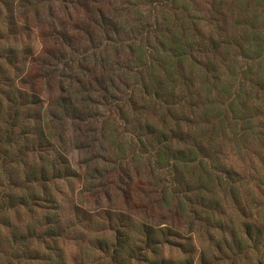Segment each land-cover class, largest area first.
<instances>
[{
	"label": "rangeland",
	"instance_id": "rangeland-1",
	"mask_svg": "<svg viewBox=\"0 0 264 264\" xmlns=\"http://www.w3.org/2000/svg\"><path fill=\"white\" fill-rule=\"evenodd\" d=\"M6 1L0 0V57H5L0 65L8 66L11 46L20 58L30 53L32 70L43 76L46 132L55 144L46 152L53 161L62 157L72 173L50 183L47 192L41 186L12 188L19 196L37 194L26 206L0 215V264H48L57 254L65 264H146L155 256L145 245V225L181 231V239L169 243L156 235V258L173 264H264V0H166V6L161 0H30L16 9L17 20L30 31L19 26L10 37ZM152 24L160 27L167 48L174 42L186 55L175 62L183 64H175L177 97L162 91V104L151 100L139 117L156 123L167 117L172 128L177 121L184 131L194 121L191 133L202 137L207 156L198 178L206 182L204 198L216 208L196 197L201 187L192 179L196 164L181 166L182 172L162 170L150 160L153 148L143 145L116 111L130 97L139 59L126 34L135 29L138 44L142 27ZM145 64L151 66V59ZM158 75L165 80L164 72ZM124 111L138 116L131 106ZM146 130L138 132L145 137ZM27 133L37 140L33 131ZM177 148L186 152L188 144ZM0 167L4 195L10 175L3 174L2 162ZM23 168L10 167L17 187L25 185ZM178 188L189 199L178 197ZM47 197L55 201L48 203ZM47 217L61 236L57 243L33 241L29 250L15 246L12 233L46 229ZM118 231L132 242L119 259L114 256ZM233 238L241 249L217 248Z\"/></svg>",
	"mask_w": 264,
	"mask_h": 264
},
{
	"label": "trees",
	"instance_id": "trees-1",
	"mask_svg": "<svg viewBox=\"0 0 264 264\" xmlns=\"http://www.w3.org/2000/svg\"><path fill=\"white\" fill-rule=\"evenodd\" d=\"M25 2H30V0H19L17 6L25 7ZM160 2L162 5L166 6V0H161ZM5 4L10 8L8 13L9 22H7L9 37L14 34L15 29L19 26L30 31V28L26 26L25 23H20L19 20H17V6L14 7V3L11 4L7 1ZM150 28H153V31H150ZM159 28L157 24L153 26H143L142 32L140 31L142 39L138 44L137 40L133 39L135 29H132L126 34L129 36V43L136 46V55H139V59L134 62L137 66L136 70H133L134 77L131 78L133 82L129 87L130 97L125 102L127 104L123 103L122 105L115 106L116 111L120 116H124L123 119L127 126L130 125L137 130L136 136L138 140L148 148H153L154 151L152 150L149 152L150 160L160 165L162 170L174 168L180 169L181 171V166L188 168L190 165L196 164L198 169L196 168L195 174L192 175V179L199 180L198 173L201 171V168L206 167L204 158L202 157L207 156L204 155L202 137L197 134V132L191 133L193 125L195 124L194 121H186L192 126L189 130L184 131L177 121L175 122L174 128H172L171 122L167 120V117L161 118L158 123H156L157 121L155 120L151 121V119H145V122H142L139 117L140 112L148 108L151 100L159 102L160 99H166L162 91L170 90L171 96H169V99L177 97L175 92L177 90L176 83L179 82V73L177 71L179 66L176 65L181 64L180 66H182L183 64L175 62H182L186 54L183 55L181 50L177 49L176 43L174 42L167 48V45L162 42L163 36L160 37L161 31L158 32ZM115 29L118 31L117 28ZM149 34H151L150 37ZM169 34L172 36V32H169ZM154 43L156 46H153ZM31 44L32 38L29 36L27 44L29 49L33 48ZM163 48L165 49V53L162 51ZM5 56V62L8 66L5 67L0 65V162H2V171H5H3V174L5 173L7 176L10 175L8 178L11 188L6 194H0V215L7 214L18 206H26V201L37 194L34 191V195L29 193L27 196H19L11 191L12 188H20L22 191H28L31 189L34 190L35 186H41L46 189L50 183L58 179L69 177L72 173L69 172V166L65 167L68 163L62 157L57 158V161H53L46 152L48 148L54 147L55 144L50 140L46 132L50 124L46 121L45 101L42 97V92L44 91H42L39 86L43 76L36 75V72L32 70L31 60H29L30 53H25V57L22 56V58H20V54L17 52L15 46H11V48L9 47L7 49ZM3 57L4 55L1 56L0 59H3ZM148 59H151V66L145 64V61ZM160 71L164 72L166 75L165 80L159 77L158 73ZM139 99L143 102V106L141 105L140 109H138ZM163 103L168 104L165 101ZM127 106H131L133 114H137L138 116H129L124 111ZM196 122L198 123L196 125L200 124L198 120H196ZM140 127L141 129L147 128V135L145 137L141 132H138ZM28 130L34 132L37 140L34 141L30 139L29 133H27ZM180 142L188 144V151L185 152L178 148L176 150L174 149L175 145L180 144ZM37 146H39V150L36 149ZM32 156L37 157L39 161L31 163L29 160ZM12 166L25 168L24 186H16L17 182L13 179V173L10 169ZM206 171H208V168H206ZM207 176H210V174ZM207 176L204 178L207 179ZM210 180L211 177L209 181ZM205 183L206 182L203 180L198 181L201 187L197 189L198 194L196 197L197 199L202 198L204 201L203 204H205L206 207L210 206L211 209L216 208L218 204H216L215 201H211V203L208 204L209 202L204 198L205 195L203 194V190L205 189ZM47 191L46 189V192ZM183 192L184 191H180L178 188V197L181 199H189L186 196H182L181 193ZM47 200L48 203H53L55 201L53 197H47ZM193 203L194 202L191 201V205H193ZM203 204L201 206H203ZM185 206L186 204L183 203L182 207L184 210L186 209ZM193 213L195 214V212ZM206 214V218L210 219L208 211ZM201 217L198 216L200 221L202 220ZM51 224V219L47 217L45 221L46 229L40 230L39 232L32 230L25 236L19 237H17L15 233H12V235H14L12 237L13 243L17 247L22 246L28 250L33 241L47 243L50 240L57 243V238L61 236L54 233ZM144 230L147 237L145 243L146 248L150 254L155 256L153 259L148 257L145 261L147 262L146 264H173L172 261L156 258L158 250L156 235L161 233V236L165 239L164 242L169 243L170 239L172 241L178 238L181 239V231L168 225L162 228V230L155 229L150 225H145ZM119 233L118 231L114 245V256L117 259L125 257L127 254L126 251L132 249V242L128 233L124 235H119ZM214 241L215 240L212 239L211 242L215 243ZM223 246L227 247L229 251H233V248H242L237 238H233L231 242L225 240L217 243V248L219 250H227ZM17 247H13V249H15L14 251H17ZM37 254L39 255L38 258L34 259L36 262L42 259H40L41 254ZM63 260L64 257L57 254L56 256H51L50 260L46 262H49L48 264H65Z\"/></svg>",
	"mask_w": 264,
	"mask_h": 264
}]
</instances>
